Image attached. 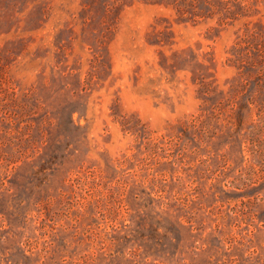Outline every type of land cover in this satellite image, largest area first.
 <instances>
[{"label": "rangeland", "instance_id": "1", "mask_svg": "<svg viewBox=\"0 0 264 264\" xmlns=\"http://www.w3.org/2000/svg\"><path fill=\"white\" fill-rule=\"evenodd\" d=\"M0 264H264V0H0Z\"/></svg>", "mask_w": 264, "mask_h": 264}, {"label": "trees", "instance_id": "2", "mask_svg": "<svg viewBox=\"0 0 264 264\" xmlns=\"http://www.w3.org/2000/svg\"><path fill=\"white\" fill-rule=\"evenodd\" d=\"M116 118L119 119L121 125L127 132H132L137 137L141 138L146 144L153 142L152 131L145 123H142L140 118L132 119L131 117L122 114L116 115ZM161 143V141H156L155 139V148L163 150Z\"/></svg>", "mask_w": 264, "mask_h": 264}]
</instances>
